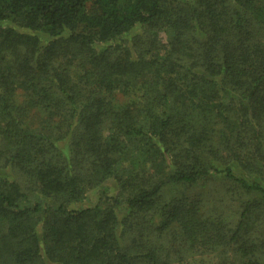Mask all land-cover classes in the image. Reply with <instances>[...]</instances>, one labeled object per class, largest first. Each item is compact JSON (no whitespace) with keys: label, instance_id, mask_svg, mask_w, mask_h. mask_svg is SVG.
<instances>
[{"label":"trees","instance_id":"16d2710c","mask_svg":"<svg viewBox=\"0 0 264 264\" xmlns=\"http://www.w3.org/2000/svg\"><path fill=\"white\" fill-rule=\"evenodd\" d=\"M0 264H264V0H0Z\"/></svg>","mask_w":264,"mask_h":264},{"label":"rangeland","instance_id":"374dc122","mask_svg":"<svg viewBox=\"0 0 264 264\" xmlns=\"http://www.w3.org/2000/svg\"><path fill=\"white\" fill-rule=\"evenodd\" d=\"M162 36L164 38H166L164 34H162ZM137 88H139V87H137ZM135 95H136V93H135ZM131 99H132L131 95L123 94L120 91L117 93L116 103L119 106H123L124 104L128 103ZM111 183H112L111 181H108L106 184H111ZM211 183L212 184L206 188L207 197L211 198V199H215V201L217 202V205H218V209L221 211L223 210L225 212L224 216L226 218V221H232L234 219V210H236V208H237V203L235 201H230L228 196L225 194L224 184H226V182L223 183L222 181H220L218 183L216 181H211ZM228 184H230V183H228ZM222 186H223V188H220ZM219 189H223L224 192L222 190H219ZM111 191L113 192L114 190L111 189ZM166 191H167V193L171 192V190H168V188L166 189ZM89 200H90V202H94L96 200V192L91 191L89 193Z\"/></svg>","mask_w":264,"mask_h":264}]
</instances>
